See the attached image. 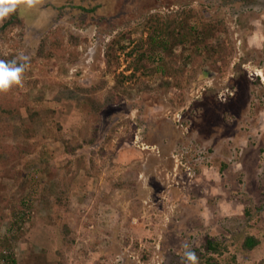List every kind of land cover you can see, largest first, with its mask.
<instances>
[{
	"label": "rangeland",
	"instance_id": "rangeland-1",
	"mask_svg": "<svg viewBox=\"0 0 264 264\" xmlns=\"http://www.w3.org/2000/svg\"><path fill=\"white\" fill-rule=\"evenodd\" d=\"M17 3L0 59L30 61L0 94V264H185V244L199 264H264V0ZM161 18L208 46L138 68ZM119 80L98 122L77 86L105 81L103 101Z\"/></svg>",
	"mask_w": 264,
	"mask_h": 264
},
{
	"label": "trees",
	"instance_id": "trees-1",
	"mask_svg": "<svg viewBox=\"0 0 264 264\" xmlns=\"http://www.w3.org/2000/svg\"><path fill=\"white\" fill-rule=\"evenodd\" d=\"M24 25V19L21 16L18 8L17 10L9 15L7 18L3 20L0 26V33L4 34L8 30L15 28L16 26H23ZM208 38L209 34L204 29V27H199L196 25H189L186 20L184 19H174L172 21H166L161 18L158 24H156L153 27L152 34L148 37L146 47L143 49L138 50V48H134L131 53H135L138 51V54H136L135 61L137 62V67L146 66L148 67L149 62H151V58L156 55L159 57V59L164 60L166 56L173 50L174 46L179 43L184 44H190L191 46L197 48V50H200L202 48H207L208 46ZM70 40L71 43L77 46L82 42V39L78 35H74L70 33ZM43 43H45V40L42 41L41 47H40V54L43 55L44 53V47ZM56 46V44H55ZM144 47V46H143ZM55 50H57V47H55ZM159 52L157 54H154V52ZM108 54H111L110 51ZM75 59L78 58V55H75L73 57ZM1 59L5 60H12L15 59L14 55H11L10 57H3ZM150 66V65H149ZM152 68V67H151ZM157 70H162L163 67L158 66L156 67ZM27 72V69L25 71V74ZM123 81L119 80L117 84L115 85L114 89H112L104 98L103 101L98 100L94 96H92L93 93L98 91L99 89L104 88L106 85V82L100 83L96 86L92 87H81L77 86V90L80 92L86 93L84 104L89 108L88 111L91 112V114L96 116V120L99 122L101 118V112L108 106L116 103L120 98L122 97V93L125 92V88L123 87ZM32 111V107L30 109V112ZM94 140V137L91 139H88L87 141ZM79 146H82V144H79ZM66 237L69 236L71 230L67 226L65 227ZM8 239H10L8 237ZM260 243V240L255 237L254 235H248L245 239L244 245L246 248H254ZM206 248L211 252L219 253L221 251L219 243L208 240L206 243ZM4 257L5 263L4 264H18V259L13 253V251L9 250L7 253L2 255ZM206 264H215L214 257L211 256L209 259L206 260Z\"/></svg>",
	"mask_w": 264,
	"mask_h": 264
},
{
	"label": "clouds",
	"instance_id": "clouds-1",
	"mask_svg": "<svg viewBox=\"0 0 264 264\" xmlns=\"http://www.w3.org/2000/svg\"><path fill=\"white\" fill-rule=\"evenodd\" d=\"M18 8L17 0H0V20L7 18ZM30 57L21 55L19 60L0 59V94L6 93L14 86H21ZM185 264H199V257L190 244L183 246Z\"/></svg>",
	"mask_w": 264,
	"mask_h": 264
},
{
	"label": "built area",
	"instance_id": "built-area-1",
	"mask_svg": "<svg viewBox=\"0 0 264 264\" xmlns=\"http://www.w3.org/2000/svg\"><path fill=\"white\" fill-rule=\"evenodd\" d=\"M256 74H258L257 72H255ZM262 76V75H261ZM263 77V76H262Z\"/></svg>",
	"mask_w": 264,
	"mask_h": 264
},
{
	"label": "crops",
	"instance_id": "crops-1",
	"mask_svg": "<svg viewBox=\"0 0 264 264\" xmlns=\"http://www.w3.org/2000/svg\"><path fill=\"white\" fill-rule=\"evenodd\" d=\"M261 123H264V121H262Z\"/></svg>",
	"mask_w": 264,
	"mask_h": 264
}]
</instances>
